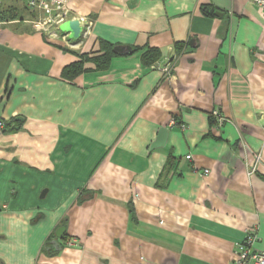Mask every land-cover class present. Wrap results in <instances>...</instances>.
<instances>
[{"label":"crops","instance_id":"obj_1","mask_svg":"<svg viewBox=\"0 0 264 264\" xmlns=\"http://www.w3.org/2000/svg\"><path fill=\"white\" fill-rule=\"evenodd\" d=\"M66 7L64 21L91 20L77 40L59 25L36 27L45 14L23 0L0 3V119L10 124L0 133V264H231L251 226L254 247L264 249L258 7ZM100 42L130 49H113L96 68L87 58L101 54ZM152 49L158 57L146 63ZM78 60L83 71L65 79L64 67ZM214 109L228 121L216 125Z\"/></svg>","mask_w":264,"mask_h":264},{"label":"built area","instance_id":"obj_2","mask_svg":"<svg viewBox=\"0 0 264 264\" xmlns=\"http://www.w3.org/2000/svg\"><path fill=\"white\" fill-rule=\"evenodd\" d=\"M2 0H0L1 3ZM251 3L255 4L260 10L261 15L264 18V0H249ZM25 7L30 10L42 11L45 16L40 18L36 24L44 26L46 23L59 25L62 23L68 16V10L66 7V0H23ZM50 14H53V19L49 20ZM84 21L83 18H81ZM81 19L79 21L82 27L81 36H84L89 32V27L91 25V20L83 22L81 24ZM51 24V25H52ZM171 62H167L163 67L162 71L164 74H168L171 68ZM211 116L215 120L216 125H221L224 121H228L226 117L218 110L214 109L210 112ZM171 123H175V120H172ZM5 128V121L0 119V133ZM186 158H190V155H187ZM260 160V156L256 154L255 162L249 167V173H253L256 169L257 161ZM203 173H208V170H203ZM259 236L255 226H251L245 229L243 239L237 244L236 258L231 262V264H264V249H257L254 247L255 242L258 240ZM77 241L75 239H68L66 244L71 246L75 245Z\"/></svg>","mask_w":264,"mask_h":264},{"label":"trees","instance_id":"obj_3","mask_svg":"<svg viewBox=\"0 0 264 264\" xmlns=\"http://www.w3.org/2000/svg\"><path fill=\"white\" fill-rule=\"evenodd\" d=\"M113 48H114L113 45H110L105 42H100V51H101L100 53L101 54L88 57L87 60L94 63L96 68H103L104 66L108 64V61L110 59L109 57L114 54ZM158 53L159 52L157 49L147 50L146 53L144 52L143 56H144V59L146 60V63L147 62L150 63L154 61L155 59H157ZM82 71H83V61L78 60V61L71 63L68 66H65L62 71V76L65 79L72 81ZM9 126L10 124L5 122V129L8 128ZM14 126L15 125H13L12 128Z\"/></svg>","mask_w":264,"mask_h":264},{"label":"water","instance_id":"obj_4","mask_svg":"<svg viewBox=\"0 0 264 264\" xmlns=\"http://www.w3.org/2000/svg\"><path fill=\"white\" fill-rule=\"evenodd\" d=\"M59 29L65 32L66 34H68V37L72 40H77L79 37H81L82 27L79 21L76 19L63 21L62 23L59 24ZM113 49L115 52L124 53L126 52V50H129L130 48L124 47V46H115ZM165 132H166V129L161 128L159 130V136H162V135L164 136ZM56 236L58 237L61 236V234L59 233V230L56 232ZM57 248H58V244L53 249H57Z\"/></svg>","mask_w":264,"mask_h":264},{"label":"rangeland","instance_id":"obj_5","mask_svg":"<svg viewBox=\"0 0 264 264\" xmlns=\"http://www.w3.org/2000/svg\"><path fill=\"white\" fill-rule=\"evenodd\" d=\"M40 19V18H39ZM38 19V20H39ZM53 19V14H50V17H49V20L48 21H51ZM37 20V21H38ZM52 23H50L49 25H48V23H46L44 26H40V25H37V24H35V26L36 27H38V28H42L44 31H48L49 29H51L52 27H54V26H57V24H52Z\"/></svg>","mask_w":264,"mask_h":264}]
</instances>
